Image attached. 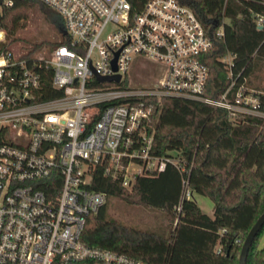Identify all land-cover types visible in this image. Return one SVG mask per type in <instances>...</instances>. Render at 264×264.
Here are the masks:
<instances>
[{
	"label": "built area",
	"instance_id": "2783aa9c",
	"mask_svg": "<svg viewBox=\"0 0 264 264\" xmlns=\"http://www.w3.org/2000/svg\"><path fill=\"white\" fill-rule=\"evenodd\" d=\"M38 1L62 17L68 42L29 60L0 50V264H148L82 240L87 218L107 200L90 188L94 168L122 173L130 187L136 175L173 162L149 153L144 97H182L264 116L255 90L244 80L232 101L227 92L219 100L203 96L208 67L201 57L211 41L178 0H147L136 12L127 0ZM255 21L264 28V16ZM140 59L158 65L160 75L134 88L128 73ZM41 68L50 70L60 96L39 98ZM115 75L119 81L97 80Z\"/></svg>",
	"mask_w": 264,
	"mask_h": 264
},
{
	"label": "trees",
	"instance_id": "16d2710c",
	"mask_svg": "<svg viewBox=\"0 0 264 264\" xmlns=\"http://www.w3.org/2000/svg\"><path fill=\"white\" fill-rule=\"evenodd\" d=\"M11 1L10 6H0V31L6 33L1 51L18 40L15 34L32 8L50 10L38 0ZM127 1L136 12L147 0ZM178 1L193 10L211 41L201 57L208 67L203 96L219 100L227 92V98L234 100L244 80L264 63V28L259 29L255 21L257 15L264 16V0ZM59 30L60 40L53 48L68 42L63 23ZM40 46L28 47L20 57L29 60ZM227 56L229 63L223 60ZM40 74L44 93L39 98L60 96L52 88L50 70L41 68ZM254 90L257 110L264 114V89ZM143 101L150 108L144 121L146 136H152L149 153L173 162H167L163 171L136 175L130 189L123 186L122 173L113 177L97 165L90 188L105 193L107 200L116 198L161 211L173 224L172 231L167 236L111 219L106 200L87 218L82 240L148 264H237L244 238L264 212V117L231 114L225 108L182 97L147 96ZM187 190L209 197L213 215L204 213L186 195ZM263 229L252 243L246 264L264 262V247L258 246Z\"/></svg>",
	"mask_w": 264,
	"mask_h": 264
},
{
	"label": "rangeland",
	"instance_id": "374dc122",
	"mask_svg": "<svg viewBox=\"0 0 264 264\" xmlns=\"http://www.w3.org/2000/svg\"><path fill=\"white\" fill-rule=\"evenodd\" d=\"M62 23L64 24L62 17L56 12L49 10L44 13L39 10L38 6H35L29 11L28 17L21 22L22 25L15 34L18 40L10 45L9 50L20 56L26 52L28 47L40 44L41 46L32 53V56L46 57L53 49V43L60 40L59 28ZM0 33L4 41L6 33L4 31H0ZM159 75L160 67L158 65L144 59L136 60L132 63L128 73V84L134 88L146 87L154 84ZM246 86L250 89H264V63H261L249 76ZM136 169L137 167L134 165L130 167L129 177L133 176L132 171ZM190 197L196 201L204 213L213 215L214 205L209 197L195 192ZM107 208L109 218L137 229L168 236L173 228V224H170L165 215L158 210L130 205L116 198L107 200ZM258 246L264 247V229L259 236Z\"/></svg>",
	"mask_w": 264,
	"mask_h": 264
},
{
	"label": "water",
	"instance_id": "95a60500",
	"mask_svg": "<svg viewBox=\"0 0 264 264\" xmlns=\"http://www.w3.org/2000/svg\"><path fill=\"white\" fill-rule=\"evenodd\" d=\"M2 2H3V0H0V5L2 4ZM259 29H262V27H260ZM64 34H66L65 29H64ZM113 62H115V60ZM119 79H120L119 75H115V76H111V77L97 76V80L100 83L110 82V81H119ZM263 226H264V212L256 219L254 224L249 229L246 237L244 238L243 243H242L241 248H240V253L238 256L237 264H246L247 255H248V252L252 246V243H253L255 237L260 232V230Z\"/></svg>",
	"mask_w": 264,
	"mask_h": 264
}]
</instances>
